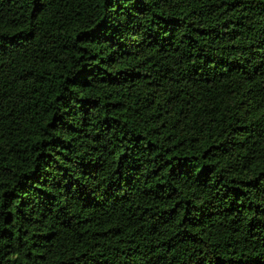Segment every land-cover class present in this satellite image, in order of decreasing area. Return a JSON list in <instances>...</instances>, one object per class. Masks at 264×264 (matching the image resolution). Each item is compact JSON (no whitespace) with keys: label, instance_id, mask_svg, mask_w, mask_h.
Instances as JSON below:
<instances>
[{"label":"trees","instance_id":"16d2710c","mask_svg":"<svg viewBox=\"0 0 264 264\" xmlns=\"http://www.w3.org/2000/svg\"><path fill=\"white\" fill-rule=\"evenodd\" d=\"M0 264H264V0H0Z\"/></svg>","mask_w":264,"mask_h":264}]
</instances>
